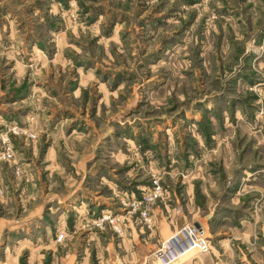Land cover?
I'll use <instances>...</instances> for the list:
<instances>
[{
	"label": "rangeland",
	"instance_id": "rangeland-1",
	"mask_svg": "<svg viewBox=\"0 0 264 264\" xmlns=\"http://www.w3.org/2000/svg\"><path fill=\"white\" fill-rule=\"evenodd\" d=\"M4 150L0 264H264V0H0Z\"/></svg>",
	"mask_w": 264,
	"mask_h": 264
},
{
	"label": "built area",
	"instance_id": "built-area-1",
	"mask_svg": "<svg viewBox=\"0 0 264 264\" xmlns=\"http://www.w3.org/2000/svg\"><path fill=\"white\" fill-rule=\"evenodd\" d=\"M0 156L7 159L9 153L7 150H4ZM157 195H159V187L154 186L148 193L142 194L140 199L133 201L131 205L138 206L144 202L146 203ZM140 215L144 220L146 219L144 211H141ZM106 218L108 216H102L100 220ZM112 220L109 219L111 223ZM60 238L61 235H58L57 240ZM190 251H197L199 253H207L209 251L208 239L203 229L192 223L182 225L159 244L153 254L154 264H173L179 257Z\"/></svg>",
	"mask_w": 264,
	"mask_h": 264
},
{
	"label": "crops",
	"instance_id": "crops-1",
	"mask_svg": "<svg viewBox=\"0 0 264 264\" xmlns=\"http://www.w3.org/2000/svg\"><path fill=\"white\" fill-rule=\"evenodd\" d=\"M208 216V215H207ZM206 216V217H207ZM203 230L205 229L204 228V226L201 224V225H199ZM208 254H210V252L208 253ZM203 256V253H199V252H197V251H190V252H188V253H186V254H184V255H182L181 257H185V259H183L182 261H178L177 260V262H175L174 264H196V263H201V261H196L195 262V260H197L198 258H199V256ZM181 257H179V258H181ZM209 258V260L211 261V264H219L218 262H215V261H213L212 259V257H208ZM213 261V262H212Z\"/></svg>",
	"mask_w": 264,
	"mask_h": 264
},
{
	"label": "water",
	"instance_id": "water-1",
	"mask_svg": "<svg viewBox=\"0 0 264 264\" xmlns=\"http://www.w3.org/2000/svg\"><path fill=\"white\" fill-rule=\"evenodd\" d=\"M196 225V224H195ZM197 226V225H196Z\"/></svg>",
	"mask_w": 264,
	"mask_h": 264
}]
</instances>
